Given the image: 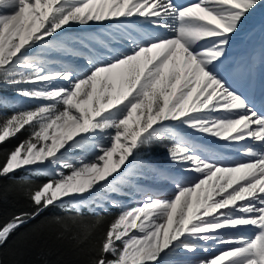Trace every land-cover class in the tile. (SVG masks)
Returning <instances> with one entry per match:
<instances>
[{
  "label": "snow or ice",
  "instance_id": "snow-or-ice-1",
  "mask_svg": "<svg viewBox=\"0 0 264 264\" xmlns=\"http://www.w3.org/2000/svg\"><path fill=\"white\" fill-rule=\"evenodd\" d=\"M262 3L0 0V144L26 134L0 160V201L15 188L28 203L0 219V257L60 209L46 223L86 249L84 264H264V102L246 91L264 46L228 58ZM162 176L170 192L142 183ZM241 228L253 235H225Z\"/></svg>",
  "mask_w": 264,
  "mask_h": 264
},
{
  "label": "trees",
  "instance_id": "trees-1",
  "mask_svg": "<svg viewBox=\"0 0 264 264\" xmlns=\"http://www.w3.org/2000/svg\"><path fill=\"white\" fill-rule=\"evenodd\" d=\"M4 94L8 93L3 92ZM26 134L18 135L16 139H11L7 143L0 144V160L3 159L4 150L11 149L20 140L24 139ZM163 148H154L152 153L158 155ZM160 164L161 158L156 159ZM20 175V173H18ZM33 186L44 180L43 176H33ZM7 188L11 181L3 179L0 181ZM28 210V203L20 191L13 188L8 191L5 198L0 201V219L7 220L13 213ZM54 215H66L60 209L45 211L29 224L18 229L8 243L4 246L3 256L0 257L2 264H10L13 259H19L21 264H84L87 259L86 249L73 247L72 244L65 240L57 238V226L46 223ZM85 217L90 214L87 210L83 212ZM39 229L37 233L35 230ZM27 237V243L24 245L25 252L23 256L12 257L9 255V249L14 245H20L22 239Z\"/></svg>",
  "mask_w": 264,
  "mask_h": 264
},
{
  "label": "rangeland",
  "instance_id": "rangeland-1",
  "mask_svg": "<svg viewBox=\"0 0 264 264\" xmlns=\"http://www.w3.org/2000/svg\"><path fill=\"white\" fill-rule=\"evenodd\" d=\"M75 32V31H74ZM240 36L234 37L233 42L229 49L228 58L234 59L239 57H244V55H249L253 50H260L264 46V3L256 8L254 12L244 21L241 31L239 32ZM256 43V46L253 47V44ZM239 55V56H238ZM238 56V57H237ZM3 95L12 96L14 93L8 91V93ZM29 106H33L31 102H26ZM220 148V149H219ZM217 150H223V155L229 157L230 155L235 154L234 150H228L226 146H218ZM73 155H80L79 150H74ZM155 154H151V160L157 166L167 169L169 163L165 150L162 149L159 151L158 155L154 157ZM161 158L159 161L160 164L156 163V159ZM158 177L152 178V180ZM146 181V180H145ZM145 181L142 183L144 184ZM253 234V232L251 233Z\"/></svg>",
  "mask_w": 264,
  "mask_h": 264
},
{
  "label": "bare ground",
  "instance_id": "bare-ground-1",
  "mask_svg": "<svg viewBox=\"0 0 264 264\" xmlns=\"http://www.w3.org/2000/svg\"><path fill=\"white\" fill-rule=\"evenodd\" d=\"M177 2L178 3H185L186 0H177ZM73 31L78 32V31H80V29H74ZM89 31H92V30H89ZM238 36H240V33H238L235 37H238ZM255 46H256V43L253 44V47H255ZM253 51H255L257 53L259 52V50H253ZM244 56H246V55H244ZM77 62H78V60H77ZM246 91H248L249 95L254 99V102L257 104V107H259L261 105V103L264 102V73H262L259 68L257 69V73H256V77H255L254 82L249 87L246 88ZM199 142L203 143L204 141L201 140ZM211 146L214 149H218V146H225V145L223 143H215V144H212ZM233 150H234L235 154L230 155L229 157H227V159L228 160L241 159L242 157L240 156V154L238 152H236L235 149H233ZM167 167L170 168L169 163H168ZM144 185L148 186V187L156 188L157 190H159L160 192H163V193L170 192L172 190V187H173V185L163 176L158 177L154 180L148 179L145 181ZM252 232L253 231L249 228H241L237 231H231V232L225 233V235L235 236V235L243 234V235L251 236V235H253V234H251ZM220 250H222V249L218 248L216 251L218 252ZM214 254L215 253L198 252V253H196L195 257H190V258L191 259H198V258H204L205 256H211Z\"/></svg>",
  "mask_w": 264,
  "mask_h": 264
}]
</instances>
